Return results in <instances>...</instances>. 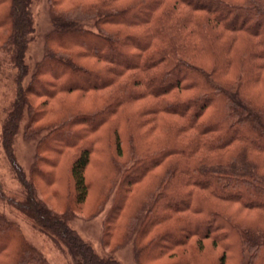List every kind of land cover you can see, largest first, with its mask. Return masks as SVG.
<instances>
[{
  "label": "trees",
  "instance_id": "trees-1",
  "mask_svg": "<svg viewBox=\"0 0 264 264\" xmlns=\"http://www.w3.org/2000/svg\"><path fill=\"white\" fill-rule=\"evenodd\" d=\"M49 2L32 65L34 0H0L9 203L75 264H121L129 244L135 264H264V0ZM111 199L103 256L72 224ZM0 264H52L1 210Z\"/></svg>",
  "mask_w": 264,
  "mask_h": 264
},
{
  "label": "rangeland",
  "instance_id": "rangeland-1",
  "mask_svg": "<svg viewBox=\"0 0 264 264\" xmlns=\"http://www.w3.org/2000/svg\"><path fill=\"white\" fill-rule=\"evenodd\" d=\"M49 0H34V14L36 20L35 40L31 43L28 53L27 62L35 64L40 61L44 55L47 34L51 29V14ZM0 191L3 190V199L0 198V210L17 222L30 243L38 248L44 256L52 264H75L72 257L63 251L62 246L55 240L35 229L32 222L22 213L17 211L10 199L20 197L19 184L15 179V175L11 170L7 156L4 153L2 144L3 123L7 118L8 112L12 108V104L16 97L15 74L16 70L11 68L8 63L5 52L0 51ZM25 122L21 126V132L16 137L14 150L17 161L21 164L26 172L30 171L31 165L34 163L37 153V140H26L23 136ZM111 199L105 207V210L95 218H78L72 224V228L76 230L81 237L95 248L101 255H109V247L102 246L103 221L105 213L112 204ZM87 218V219H85ZM210 252V251H206ZM218 255V251L215 252ZM213 252L208 254L207 262H213L216 255ZM114 258L121 264H135L133 255V245L129 244L119 250Z\"/></svg>",
  "mask_w": 264,
  "mask_h": 264
}]
</instances>
